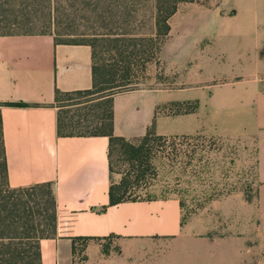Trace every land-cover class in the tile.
Wrapping results in <instances>:
<instances>
[{"label": "crops", "instance_id": "crops-1", "mask_svg": "<svg viewBox=\"0 0 264 264\" xmlns=\"http://www.w3.org/2000/svg\"><path fill=\"white\" fill-rule=\"evenodd\" d=\"M196 5L182 4L176 15L183 6ZM201 38L190 65L200 67L203 58L214 61V49L216 60L237 72L210 85L113 96L114 135L134 141L155 125L161 137L206 135L254 144L258 204L257 209L245 205L264 213V1L242 0L237 9L217 10L211 30ZM93 66L92 48L84 44H57L52 35L0 36V103L30 105L0 108L9 184L13 189L50 184L57 205L56 237L41 242L43 264H77L81 239H88L81 264L215 262L197 254L195 226L183 224L178 198L110 205L109 137L59 135L55 93L93 89ZM192 88L200 94H180ZM192 103V113L166 112ZM114 240L119 253H113ZM187 251L192 252L188 258Z\"/></svg>", "mask_w": 264, "mask_h": 264}, {"label": "rangeland", "instance_id": "rangeland-1", "mask_svg": "<svg viewBox=\"0 0 264 264\" xmlns=\"http://www.w3.org/2000/svg\"><path fill=\"white\" fill-rule=\"evenodd\" d=\"M207 1L199 0L200 3ZM241 1L210 0V4L215 2L212 10L198 7L201 5L197 3V7L183 6L173 21V39L165 44L161 55L147 63V54L140 53L132 66L129 78L131 84L115 92L210 85L224 75L233 73L235 68L230 69L220 58L216 60L214 49V61L203 58L200 67L192 66L189 62L201 47L198 45L203 43L201 36L211 30L217 10L231 7L237 9ZM68 25L69 20L63 19L59 29L61 34L66 33ZM15 33L21 34L24 31ZM32 33H38V30ZM92 33L87 26L82 25L75 34ZM99 33L106 31L101 30ZM77 36L72 38L82 40V37ZM143 44L147 45V42ZM113 48L109 42L103 44L104 57L109 62L117 57L112 52ZM166 70L169 72L166 73ZM200 92L192 88L180 94L194 97ZM194 106L195 103H192L183 109L192 110ZM80 109L72 106L71 114ZM173 111L175 106L166 110L170 114ZM120 151V147L115 150L113 185L120 184L127 175L131 181L130 199L178 198L184 205V223L195 226L197 254L211 256L215 262L210 264H264V213L260 210L256 212L249 206L246 208L245 205L250 200L249 203L257 209L258 204L254 144L241 139L206 135L167 141L153 139L146 148L142 164L144 176L139 181L135 179L130 163L126 157L121 156ZM111 246L113 253H119L115 240ZM84 250L85 243L77 242V264H81ZM191 254L187 251L184 255L188 258ZM183 264L193 262L187 259ZM201 264L208 263L202 261Z\"/></svg>", "mask_w": 264, "mask_h": 264}, {"label": "trees", "instance_id": "trees-1", "mask_svg": "<svg viewBox=\"0 0 264 264\" xmlns=\"http://www.w3.org/2000/svg\"><path fill=\"white\" fill-rule=\"evenodd\" d=\"M209 1L0 0V36L52 35L57 44H84L92 48L93 89L76 93L57 90L55 93V101L60 108L58 133L60 136L109 137L111 172L114 169L115 150L120 147L121 156L126 157L136 175L135 179L139 181L144 176L142 164L146 148L153 139L167 141L194 137L157 136L155 125L144 137L134 141L117 137L113 132L112 97L125 93L115 91L131 84L129 78L132 66L140 53L147 54V63L161 55L171 35V19L180 5L197 3L209 8ZM63 19L69 20V25L65 28L66 33L61 34L59 29ZM82 25L94 33L75 34ZM34 30H38V33H32ZM101 30L106 33H99ZM16 31L24 33L18 34ZM64 36L68 38H61ZM75 36L82 37V40L73 39ZM105 42L113 44L112 52L117 54L113 62L104 57L102 49ZM143 42H147V45ZM186 105L188 104L176 105L171 114H188L195 110L183 109ZM2 106L30 107L23 103H0V108ZM72 106L81 109L71 114ZM130 186L131 181L127 175L120 184L112 185L110 205L137 201L129 198ZM181 207H184L182 202ZM56 230L57 205L50 184L24 189H13L9 184L0 112V264H43L41 242L54 239ZM105 254H109L107 248Z\"/></svg>", "mask_w": 264, "mask_h": 264}]
</instances>
